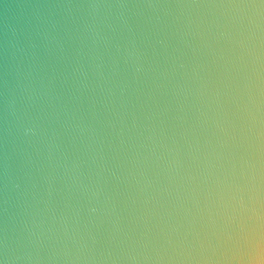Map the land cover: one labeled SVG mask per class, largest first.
Segmentation results:
<instances>
[{
	"label": "water",
	"instance_id": "1",
	"mask_svg": "<svg viewBox=\"0 0 264 264\" xmlns=\"http://www.w3.org/2000/svg\"><path fill=\"white\" fill-rule=\"evenodd\" d=\"M0 264H264V0H0Z\"/></svg>",
	"mask_w": 264,
	"mask_h": 264
}]
</instances>
